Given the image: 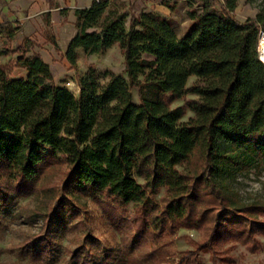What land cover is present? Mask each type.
<instances>
[{"label": "trees", "instance_id": "16d2710c", "mask_svg": "<svg viewBox=\"0 0 264 264\" xmlns=\"http://www.w3.org/2000/svg\"><path fill=\"white\" fill-rule=\"evenodd\" d=\"M199 2L181 36L166 17L146 12L144 0L129 1L120 15L104 17L108 0L75 10L68 63L76 66L78 50L99 55L117 44L126 76L104 71L100 83L89 67L77 95L55 84L49 66L24 46L13 63L0 65V208L36 193L50 170L67 166L64 196L40 233L19 247L30 264H136L161 256V240L178 229L207 230L183 259L199 264L201 250L228 240L253 247L255 235H264L263 209L243 204L224 184L225 176L264 168V19L238 21L239 0ZM13 68L25 75L12 77ZM191 77L196 82L187 87ZM188 94L196 100L171 107ZM186 111L193 116L182 121ZM162 188L161 206L152 205L148 195ZM72 190L121 235L116 247L101 251L90 235L74 250L59 245L84 228L82 209L67 198Z\"/></svg>", "mask_w": 264, "mask_h": 264}, {"label": "rangeland", "instance_id": "374dc122", "mask_svg": "<svg viewBox=\"0 0 264 264\" xmlns=\"http://www.w3.org/2000/svg\"><path fill=\"white\" fill-rule=\"evenodd\" d=\"M109 4L104 17L110 11H116L118 15L123 13L127 7V0H108ZM186 0L179 6L172 3L171 12L173 19L170 20L178 36L183 35L191 27V21L187 12L198 9L199 0ZM189 6V8H188ZM153 6H151L150 12ZM260 15L264 19V0H239L234 12L235 18L243 22L246 19L255 18ZM264 35V21H263ZM261 34V33H260ZM12 54V53H11ZM260 55V54H259ZM47 58V57H46ZM264 61V57L259 59ZM10 60L13 63L15 61ZM53 80L55 84L67 87L75 95L78 94V79L89 67L98 74L100 83L107 81L103 76L104 71L121 75L124 78V57L117 44L108 48L99 55H85L83 52L77 54L76 66L72 67L63 57L57 55L53 60ZM12 69L11 76H19L20 72ZM196 82L191 77L187 82L190 87ZM137 88L131 89L134 103L138 104ZM196 96L188 94L183 99L175 101L171 107L181 106L184 101L196 100ZM190 111H186L182 121L192 117ZM67 173L65 164L58 165L50 170L38 182V191L34 194L18 200L9 208H0V264H30L20 252L21 247L27 240L40 233L43 228L44 217L54 208V203L64 196V181ZM142 183L140 179H137ZM225 187L236 194L239 200L246 205H258L264 211V168L253 167L248 170L236 172L224 177ZM165 190L162 188L155 195H148L150 203L160 207ZM67 198L80 207L83 211L84 228L79 227L75 232L67 233L59 239V245L71 250L81 245L83 237L90 235L100 242L99 250H108L116 247L120 242L121 235L112 229L104 218L99 207L87 197L72 190ZM134 204L128 206V216L132 217ZM258 221L264 224V215L258 217ZM207 230L194 231L178 229L174 234H166L160 242L162 255L148 261H140L136 264H185L184 257L189 251L196 248L206 239ZM257 244L253 247L246 246L234 240H228L217 244L210 249L201 250L196 254L199 264H264V235L256 234ZM139 252L137 256L143 255ZM190 261L191 258H189ZM121 264H134L131 262Z\"/></svg>", "mask_w": 264, "mask_h": 264}, {"label": "crops", "instance_id": "0c3cea01", "mask_svg": "<svg viewBox=\"0 0 264 264\" xmlns=\"http://www.w3.org/2000/svg\"><path fill=\"white\" fill-rule=\"evenodd\" d=\"M129 1L134 0H127V3ZM144 1L146 12L153 6V12L172 20L171 7L167 8L162 3L179 6L186 0ZM91 3L92 0H0V65L7 64L13 58L16 60V49L24 46L26 55L32 52L39 54L53 73V60L60 55L66 62V48L76 34L75 10L87 9ZM14 69L20 72L17 77L25 75L24 69Z\"/></svg>", "mask_w": 264, "mask_h": 264}, {"label": "bare ground", "instance_id": "6f19581e", "mask_svg": "<svg viewBox=\"0 0 264 264\" xmlns=\"http://www.w3.org/2000/svg\"><path fill=\"white\" fill-rule=\"evenodd\" d=\"M258 51L260 54L259 56L264 57V35L262 33L260 35L259 42H258Z\"/></svg>", "mask_w": 264, "mask_h": 264}, {"label": "water", "instance_id": "95a60500", "mask_svg": "<svg viewBox=\"0 0 264 264\" xmlns=\"http://www.w3.org/2000/svg\"><path fill=\"white\" fill-rule=\"evenodd\" d=\"M258 54H259V51H258ZM260 57V56H259ZM261 60V59H260Z\"/></svg>", "mask_w": 264, "mask_h": 264}]
</instances>
